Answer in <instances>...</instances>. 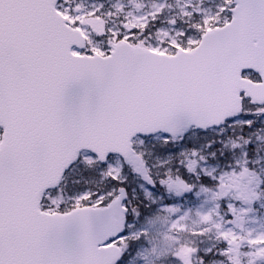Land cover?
<instances>
[{"label":"snow or ice","instance_id":"obj_1","mask_svg":"<svg viewBox=\"0 0 264 264\" xmlns=\"http://www.w3.org/2000/svg\"><path fill=\"white\" fill-rule=\"evenodd\" d=\"M0 264H264V0H0Z\"/></svg>","mask_w":264,"mask_h":264}]
</instances>
